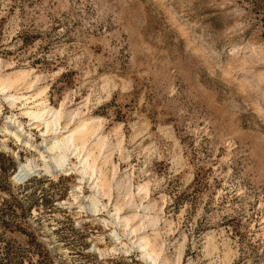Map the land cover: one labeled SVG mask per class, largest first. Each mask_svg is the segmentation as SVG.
<instances>
[{
    "label": "rangeland",
    "instance_id": "374dc122",
    "mask_svg": "<svg viewBox=\"0 0 264 264\" xmlns=\"http://www.w3.org/2000/svg\"><path fill=\"white\" fill-rule=\"evenodd\" d=\"M23 70L14 93L100 121L85 146L136 232L117 246L74 172L14 181L42 137L0 99V264H145L141 236L159 263L264 264V0H0V79Z\"/></svg>",
    "mask_w": 264,
    "mask_h": 264
},
{
    "label": "bare ground",
    "instance_id": "6f19581e",
    "mask_svg": "<svg viewBox=\"0 0 264 264\" xmlns=\"http://www.w3.org/2000/svg\"><path fill=\"white\" fill-rule=\"evenodd\" d=\"M16 72H19V76L15 75L13 79H0V99L10 109H17L18 115L27 119L30 126L40 132L41 141L36 145L25 141L23 144L25 149H22V151L34 150L39 156L37 161L41 162L42 169L39 168L40 164H37L35 159H25L24 162H18L17 170L13 173L12 179L16 181V178H27L37 174L39 171H44L45 173H50L51 171L76 173L78 186L72 191L74 203L80 210L89 212L93 217L106 212L108 219H104L103 223L105 226H112L109 237L117 246L121 245L122 237H130L135 234L136 229L130 226L132 220L130 217L121 215L119 204H109V188L107 180L104 178L102 166L97 164L96 158L91 151L92 149L89 150L85 146L87 138L93 141L92 147H98L99 151L107 144L106 137L102 133L100 121L91 117H79L78 109L65 113L62 105L59 108H54L42 98L36 99L34 96H28L30 97L28 99H34L32 102H28V99L22 93H14L13 88L17 85L19 86V81L30 78V73L25 70ZM26 84L30 88L34 82ZM39 94L40 92L35 96L40 97L42 92ZM65 116H67V119H65L66 123L62 125ZM5 124L1 129V142L4 143L8 135L12 136L17 142H22L20 137L26 135L22 125L17 121V115L6 116ZM102 158L106 162L109 157L102 155ZM72 159L76 161L73 162ZM83 183L87 184L90 195L87 196V199L80 201ZM139 189L143 190L144 186H140ZM105 198L108 200V204L103 203ZM107 207H109V210H107ZM116 228H118L119 232L116 231ZM151 241L147 237L141 236L135 237L131 244L139 253L140 259L144 261L143 263L166 264L164 261L159 263L158 244L155 246V243ZM114 250L112 248V251ZM124 252H127L126 247H124Z\"/></svg>",
    "mask_w": 264,
    "mask_h": 264
}]
</instances>
